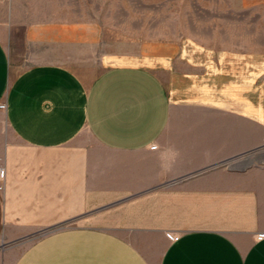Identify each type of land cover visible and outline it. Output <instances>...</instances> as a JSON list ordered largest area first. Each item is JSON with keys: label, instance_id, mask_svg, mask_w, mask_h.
<instances>
[{"label": "crops", "instance_id": "obj_1", "mask_svg": "<svg viewBox=\"0 0 264 264\" xmlns=\"http://www.w3.org/2000/svg\"><path fill=\"white\" fill-rule=\"evenodd\" d=\"M14 31L0 38V264H264V161L248 159L264 146V57L232 54L225 71L149 41L89 78L72 64L100 43L94 22ZM117 203L130 237L68 224Z\"/></svg>", "mask_w": 264, "mask_h": 264}, {"label": "rangeland", "instance_id": "obj_2", "mask_svg": "<svg viewBox=\"0 0 264 264\" xmlns=\"http://www.w3.org/2000/svg\"><path fill=\"white\" fill-rule=\"evenodd\" d=\"M62 18L92 21L101 31L100 43L83 51L86 62L72 64L89 78L110 64L136 60L149 41L183 43L225 71L232 54L264 57V0H0V38L12 43L15 29L17 35L29 23ZM248 156L262 165L264 146ZM118 205L68 224H93L130 237Z\"/></svg>", "mask_w": 264, "mask_h": 264}, {"label": "built area", "instance_id": "obj_3", "mask_svg": "<svg viewBox=\"0 0 264 264\" xmlns=\"http://www.w3.org/2000/svg\"><path fill=\"white\" fill-rule=\"evenodd\" d=\"M0 107H1V108H5V104H1ZM150 147H154V145L151 144ZM4 176H5L4 169H2V167L0 166V179H3ZM178 237H179V235H175V236H173V238H175V239H177ZM263 237H264L263 234H259V235H258V238H259V239H261V238H263Z\"/></svg>", "mask_w": 264, "mask_h": 264}]
</instances>
